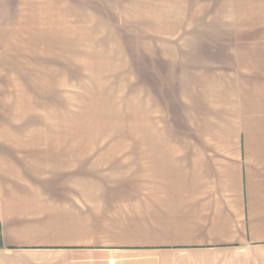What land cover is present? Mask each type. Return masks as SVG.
I'll return each instance as SVG.
<instances>
[{
	"label": "crops",
	"instance_id": "crops-1",
	"mask_svg": "<svg viewBox=\"0 0 264 264\" xmlns=\"http://www.w3.org/2000/svg\"><path fill=\"white\" fill-rule=\"evenodd\" d=\"M84 27L175 28V149L85 167ZM0 264H264V0H0Z\"/></svg>",
	"mask_w": 264,
	"mask_h": 264
},
{
	"label": "rangeland",
	"instance_id": "rangeland-1",
	"mask_svg": "<svg viewBox=\"0 0 264 264\" xmlns=\"http://www.w3.org/2000/svg\"><path fill=\"white\" fill-rule=\"evenodd\" d=\"M80 104L85 167L175 149V28L84 27Z\"/></svg>",
	"mask_w": 264,
	"mask_h": 264
}]
</instances>
